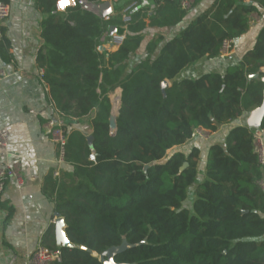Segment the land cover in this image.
<instances>
[{
  "label": "trees",
  "instance_id": "obj_1",
  "mask_svg": "<svg viewBox=\"0 0 264 264\" xmlns=\"http://www.w3.org/2000/svg\"><path fill=\"white\" fill-rule=\"evenodd\" d=\"M246 1L214 0L172 39L149 42L145 56L130 67L148 26H175L187 16L181 0H160L151 15L146 8L135 11L125 41L109 56L99 47L113 24L124 32L119 19L81 6L60 12L57 0H37L47 15L37 61L54 116L90 118L92 127L86 136L67 132L63 124L65 160L72 168L60 178L53 172L47 177L56 212L75 245L58 246L52 228L45 245L63 254L54 264H104L92 251L102 253L124 238L137 245L117 254V262L264 264V164L255 150L257 128L248 122L233 127L224 143L210 147L203 171L199 148L169 153L190 141L196 128L216 132L261 105L264 25L253 48L225 73L178 79L201 59L219 57L225 40L249 31L252 13H260L264 0ZM5 32L0 56L9 62ZM256 73L259 78L249 79ZM165 81L171 84L163 88ZM117 88L121 106L112 133L111 94ZM259 128L264 130V119ZM92 152L95 161L89 159ZM190 194L195 199L187 206Z\"/></svg>",
  "mask_w": 264,
  "mask_h": 264
},
{
  "label": "crops",
  "instance_id": "obj_2",
  "mask_svg": "<svg viewBox=\"0 0 264 264\" xmlns=\"http://www.w3.org/2000/svg\"><path fill=\"white\" fill-rule=\"evenodd\" d=\"M104 1H109L112 8L111 15L106 18L119 19L120 27L123 28L121 12L128 4L136 1L138 6L135 11L146 8L151 15L159 6L160 0ZM213 2L214 0H197L183 21L175 26H148L144 31L141 48L130 67L136 64V60L145 56L149 42L159 36L164 38V42L172 39L197 15L209 9ZM246 3L252 2L247 0ZM10 5L11 14L2 29L5 28V35L11 42L9 53L12 54V59L5 62L0 56V69H4L8 74L0 81V128L10 131V145L8 150L0 154V166H17L23 184L18 186L16 180L9 179L6 189L0 195V264H28L29 257L39 244L48 243L47 238L52 228L56 238V203L48 192L51 191V183L47 177L53 172L55 178H60L62 172L72 166L65 160L60 176H55L60 149L47 130L48 120L54 117L55 110L49 100V87L42 79L44 69L37 61L38 51L44 46L41 23L47 15L39 10L37 0H11ZM95 12L102 16L101 11ZM146 20L150 22L149 18ZM263 25L264 7H261L260 13H252L249 31L234 41L230 56L203 58L184 69L178 79L196 78L210 72L225 73L228 66L239 64L244 54L253 48ZM108 34L109 31L104 36L102 45L107 42ZM162 45L163 42L159 44L156 55ZM118 48L113 47L111 52H102L109 56ZM46 50L45 47L44 52ZM167 83L171 84L170 81ZM121 95V88L111 94L112 114L115 113L116 116L121 106ZM249 116L250 114L245 113L234 122L222 125L218 131L212 132L208 139L193 137L169 153L181 151L189 154L194 148H199V166L203 171L210 147L216 143H224L230 130L235 126L247 124ZM61 121L67 126V132L80 131L86 136L92 132L90 118ZM201 176L202 179L205 178V174ZM262 185L264 187V179ZM193 201L194 199L189 206Z\"/></svg>",
  "mask_w": 264,
  "mask_h": 264
},
{
  "label": "built area",
  "instance_id": "obj_3",
  "mask_svg": "<svg viewBox=\"0 0 264 264\" xmlns=\"http://www.w3.org/2000/svg\"><path fill=\"white\" fill-rule=\"evenodd\" d=\"M182 6L186 9H191L195 0H181ZM92 3L90 0H57L56 7L60 12H65L68 8L81 6L86 10H92ZM138 6V3L132 2L128 4L121 12L123 33H115L112 36L114 47H119L123 44L126 38V30L133 20V14ZM11 14V5L0 0V42L3 39L2 26L6 19ZM234 48V40H225L221 49L220 56L228 57L231 55ZM8 74L4 69H0V81L7 77ZM48 134L52 140L59 145L60 155L58 159V168L55 171V176H60L61 166L65 162V146L67 143V132L63 126L61 119L58 116L51 117L47 123ZM211 131L198 127L194 130L193 137L208 139ZM10 145V131L6 128H0V154L8 150ZM255 150L259 155L260 161L264 164V130L257 128L255 131ZM91 161L96 160L95 153L92 152L89 156ZM14 179L18 186H22V177L17 166L12 164H5L0 166V195L6 189L7 181ZM63 254L60 248L52 249L41 243L34 250L28 259V264H54V262H62Z\"/></svg>",
  "mask_w": 264,
  "mask_h": 264
},
{
  "label": "water",
  "instance_id": "obj_4",
  "mask_svg": "<svg viewBox=\"0 0 264 264\" xmlns=\"http://www.w3.org/2000/svg\"><path fill=\"white\" fill-rule=\"evenodd\" d=\"M93 11H101L102 17L106 18L111 15L112 13V8L111 4L109 1H104L101 3H94L92 6ZM118 27L115 25H112L109 30V34L107 37V42H105L103 45L99 47V50H104L107 52H111L112 48L114 47V43L112 42V36L113 34L117 33ZM259 73L250 75L249 79H254V78H259ZM261 80L264 83V76L261 78ZM168 85L167 81L163 83V88H165ZM116 115L112 114L110 118L111 122V129L112 133H115L117 130V121H116ZM264 119V90H263V101L260 106L256 107L250 114L248 118V125L251 127L259 128L262 124V121ZM89 141H92V137H89ZM188 163L185 164L187 166ZM147 169V167H146ZM66 223L65 220L62 216L57 213V219L55 222L56 226V241L57 245L60 247H65V248H74L75 245L69 240L67 233H66ZM137 244H130L128 241L124 238L123 242L118 245V246H113L107 250H105L102 253L98 252H93V254L96 256H99L100 260L104 264H129V263H123V262H117L115 260V256L119 253L124 252L126 249L131 248L136 246ZM84 249L88 250L91 252L90 249L85 248Z\"/></svg>",
  "mask_w": 264,
  "mask_h": 264
},
{
  "label": "rangeland",
  "instance_id": "obj_5",
  "mask_svg": "<svg viewBox=\"0 0 264 264\" xmlns=\"http://www.w3.org/2000/svg\"><path fill=\"white\" fill-rule=\"evenodd\" d=\"M116 106H117V105H116ZM114 115H116V114L114 113ZM189 196H190V197H189V199H188V201H187V205H190L191 200H192V199H195V198H192V194H190ZM95 256H96V254H95Z\"/></svg>",
  "mask_w": 264,
  "mask_h": 264
},
{
  "label": "bare ground",
  "instance_id": "obj_6",
  "mask_svg": "<svg viewBox=\"0 0 264 264\" xmlns=\"http://www.w3.org/2000/svg\"><path fill=\"white\" fill-rule=\"evenodd\" d=\"M117 102V101H116ZM118 106V105H117Z\"/></svg>",
  "mask_w": 264,
  "mask_h": 264
}]
</instances>
